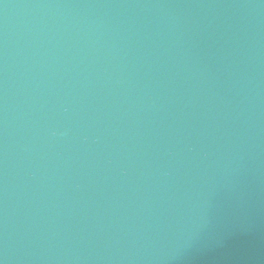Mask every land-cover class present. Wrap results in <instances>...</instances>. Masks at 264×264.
Masks as SVG:
<instances>
[{
  "label": "water",
  "instance_id": "obj_1",
  "mask_svg": "<svg viewBox=\"0 0 264 264\" xmlns=\"http://www.w3.org/2000/svg\"><path fill=\"white\" fill-rule=\"evenodd\" d=\"M0 264H264V0H0Z\"/></svg>",
  "mask_w": 264,
  "mask_h": 264
}]
</instances>
